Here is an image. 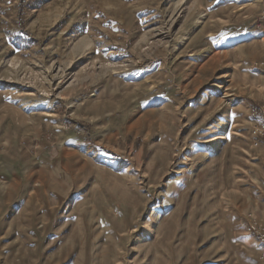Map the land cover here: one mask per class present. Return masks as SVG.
I'll use <instances>...</instances> for the list:
<instances>
[{
  "label": "rangeland",
  "instance_id": "obj_1",
  "mask_svg": "<svg viewBox=\"0 0 264 264\" xmlns=\"http://www.w3.org/2000/svg\"><path fill=\"white\" fill-rule=\"evenodd\" d=\"M263 100L264 0H0V264H260Z\"/></svg>",
  "mask_w": 264,
  "mask_h": 264
},
{
  "label": "built area",
  "instance_id": "obj_2",
  "mask_svg": "<svg viewBox=\"0 0 264 264\" xmlns=\"http://www.w3.org/2000/svg\"><path fill=\"white\" fill-rule=\"evenodd\" d=\"M250 115L256 119L255 134L264 139V100L250 107ZM248 231L254 236L260 247L259 261L264 264V228L257 221L248 222Z\"/></svg>",
  "mask_w": 264,
  "mask_h": 264
},
{
  "label": "bare ground",
  "instance_id": "obj_3",
  "mask_svg": "<svg viewBox=\"0 0 264 264\" xmlns=\"http://www.w3.org/2000/svg\"><path fill=\"white\" fill-rule=\"evenodd\" d=\"M221 131H223V129H221ZM217 141H218V140H217ZM216 143H217V145H219V143H220V142H219V143H218V142H216Z\"/></svg>",
  "mask_w": 264,
  "mask_h": 264
},
{
  "label": "crops",
  "instance_id": "obj_4",
  "mask_svg": "<svg viewBox=\"0 0 264 264\" xmlns=\"http://www.w3.org/2000/svg\"><path fill=\"white\" fill-rule=\"evenodd\" d=\"M262 139V138H261ZM262 143L264 144V139H262Z\"/></svg>",
  "mask_w": 264,
  "mask_h": 264
}]
</instances>
